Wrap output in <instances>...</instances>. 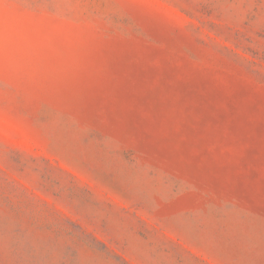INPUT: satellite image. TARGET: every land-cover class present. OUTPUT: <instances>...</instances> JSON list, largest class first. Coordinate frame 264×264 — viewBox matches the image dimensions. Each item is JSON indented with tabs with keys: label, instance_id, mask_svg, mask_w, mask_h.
Here are the masks:
<instances>
[{
	"label": "rangeland",
	"instance_id": "374dc122",
	"mask_svg": "<svg viewBox=\"0 0 264 264\" xmlns=\"http://www.w3.org/2000/svg\"><path fill=\"white\" fill-rule=\"evenodd\" d=\"M0 264H264V0H0Z\"/></svg>",
	"mask_w": 264,
	"mask_h": 264
}]
</instances>
